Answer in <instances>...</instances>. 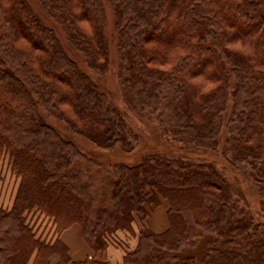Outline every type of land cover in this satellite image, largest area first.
<instances>
[{
	"label": "trees",
	"instance_id": "16d2710c",
	"mask_svg": "<svg viewBox=\"0 0 264 264\" xmlns=\"http://www.w3.org/2000/svg\"><path fill=\"white\" fill-rule=\"evenodd\" d=\"M37 1L85 67L28 0H0V182L6 159L18 179L0 204V264H71L60 234L74 223L94 251L123 247L118 264H264V219L234 187L244 176L264 199V0ZM108 10L124 103L182 153L114 164L100 204L73 168L90 157L46 115L98 147L140 145L128 112L86 70L110 68ZM161 199L168 227L155 232L144 223ZM203 231L214 234L203 257H178Z\"/></svg>",
	"mask_w": 264,
	"mask_h": 264
},
{
	"label": "rangeland",
	"instance_id": "374dc122",
	"mask_svg": "<svg viewBox=\"0 0 264 264\" xmlns=\"http://www.w3.org/2000/svg\"><path fill=\"white\" fill-rule=\"evenodd\" d=\"M33 7L36 14L44 22V24L54 27L58 30L62 42L67 49V51L75 57L83 67V61L80 56H78L73 48L67 42L64 33L60 29L59 25L55 23L47 14V12L42 8L40 3L37 0H28ZM109 22H108V38L111 49V58L112 62L108 72L102 76L96 75L93 72H90L88 69L87 72L96 80L100 87L107 93V95L112 99L116 106H118L122 111H126L130 117V123L135 128V130L140 135V145L132 151H124L120 148L107 149L96 146L90 140L85 138L80 134L71 132L62 122L57 121L55 118L46 115V119L53 126H55L59 132L68 140L72 141L82 152H84L89 160L80 159L75 162L73 168L79 169L83 172V178L85 181H88L96 188L98 193V200L100 204L106 203L109 197V188L113 180L114 169L113 165L117 163H126L134 164L137 163L141 156L148 152L166 150L172 153L181 154L182 152L179 149V144L175 140L166 138L161 132L160 126L154 121H148L146 119L138 118L133 112H130L123 101L119 81L117 78V70L119 59L116 51V33L113 25L112 14L109 13ZM225 134H222V140L224 141ZM206 158L211 159L212 161H221V155L211 154L209 152L204 154ZM92 159V160H91ZM230 170V169H229ZM2 171L5 178L0 182V204L9 207L10 197L12 196V191L14 184L18 179L16 174H14L10 168L8 160H4ZM229 179L234 180L236 173L229 171L226 174ZM7 183L9 190L4 188ZM9 185V186H8ZM238 186H234L237 192L244 198L249 204L250 210L254 213V216L257 220L264 219V199L261 198L256 190V185L253 183V180L247 179L244 176H238L237 181ZM11 189V190H10ZM9 198V199H8ZM5 199H8L7 201ZM167 202L165 199H161L160 203L156 206L150 208V216L144 224L150 225L152 227V219L155 217L158 220L167 222L166 214ZM46 225V230L49 229V225L44 222ZM160 226H155V230H160ZM123 234H121V237ZM214 234L209 231H203V233L198 238V241L195 246H186L179 251L178 257H185V255H194L199 261L203 257V250ZM130 240V244L132 243ZM113 246V244H110ZM117 247V245H115ZM120 249L123 247L118 246ZM124 250V249H123Z\"/></svg>",
	"mask_w": 264,
	"mask_h": 264
},
{
	"label": "crops",
	"instance_id": "0c3cea01",
	"mask_svg": "<svg viewBox=\"0 0 264 264\" xmlns=\"http://www.w3.org/2000/svg\"><path fill=\"white\" fill-rule=\"evenodd\" d=\"M16 187H17V182L14 184L12 196L10 197L9 206L15 194ZM4 188L9 190L7 187V183L5 184ZM8 199L5 200L7 201ZM147 226L153 229L155 232H162L168 227V219L167 222L164 223L163 221L158 220V218L155 219L154 217L152 219V227L150 225ZM155 226H160L161 227L160 230L159 231L155 230L154 229ZM123 236L127 238V241L131 247L135 245L136 243L135 237L130 235V238H128L124 233ZM60 239L68 247L69 254L72 259L71 264H90L93 259L99 261H105L107 264H118L122 262L125 253V250H123L124 248L120 249L118 246L116 247L115 245L113 246L109 245L107 249L104 251H94L89 246V244L84 240L82 236V228L78 223H74L70 227L63 230L60 234ZM131 239L133 240L132 243L130 244ZM57 259L58 257L57 255H55L52 257L51 262L54 263L57 261Z\"/></svg>",
	"mask_w": 264,
	"mask_h": 264
}]
</instances>
